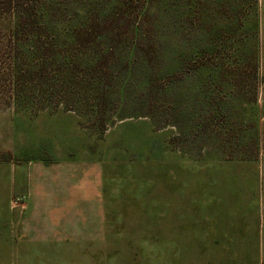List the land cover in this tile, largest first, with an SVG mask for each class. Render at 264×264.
Returning <instances> with one entry per match:
<instances>
[{"label": "rangeland", "instance_id": "1", "mask_svg": "<svg viewBox=\"0 0 264 264\" xmlns=\"http://www.w3.org/2000/svg\"><path fill=\"white\" fill-rule=\"evenodd\" d=\"M36 1L48 58L0 14V264H264V0H197L201 61L232 23L225 70L144 91L88 67L103 40L71 43L91 0Z\"/></svg>", "mask_w": 264, "mask_h": 264}, {"label": "trees", "instance_id": "2", "mask_svg": "<svg viewBox=\"0 0 264 264\" xmlns=\"http://www.w3.org/2000/svg\"><path fill=\"white\" fill-rule=\"evenodd\" d=\"M223 11L220 9L214 34L220 38V52L214 54L208 49V57L217 63L207 62L206 59L201 61V55L207 51L203 52L201 47L204 42V28L200 24L203 8L197 0H91L78 17V30L71 34L70 40L73 44L80 43L84 38L95 43L104 41L107 51H101L92 58L88 67L98 73L101 76L99 80L105 84L107 79L104 75L112 79V73L117 72L120 63V69L129 72L128 76L133 77L136 68L145 73L146 80L140 87L144 91L154 75L173 77L187 74L196 78L204 72L218 74L225 70L221 63L225 56L228 57L224 51L232 38V27L228 29L232 23L224 22L228 19L224 18ZM0 14L11 15L13 19L11 40L17 43L19 36L24 37L34 57L48 58L52 54V35L51 31L48 33L47 17L42 15L40 3L36 0H0ZM165 25L170 31L167 36L173 34L175 38L170 52L163 49L165 44H160V27ZM122 36L126 37L124 42L130 40L133 48L127 53L122 47L116 55L114 45ZM228 36L230 38L226 39ZM46 39L48 45L43 41ZM155 44H160V48L153 50ZM109 83L113 84V81Z\"/></svg>", "mask_w": 264, "mask_h": 264}]
</instances>
